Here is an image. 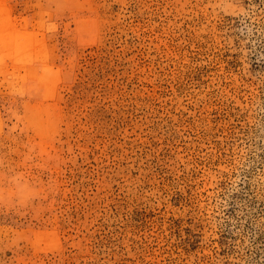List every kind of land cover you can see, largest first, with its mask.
<instances>
[{"label": "rangeland", "instance_id": "rangeland-1", "mask_svg": "<svg viewBox=\"0 0 264 264\" xmlns=\"http://www.w3.org/2000/svg\"><path fill=\"white\" fill-rule=\"evenodd\" d=\"M0 264H264V0H0Z\"/></svg>", "mask_w": 264, "mask_h": 264}]
</instances>
